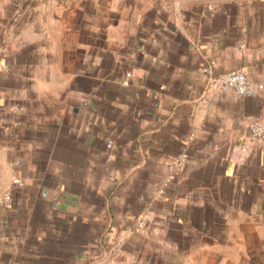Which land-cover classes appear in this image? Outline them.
<instances>
[{"label": "crops", "instance_id": "1", "mask_svg": "<svg viewBox=\"0 0 264 264\" xmlns=\"http://www.w3.org/2000/svg\"><path fill=\"white\" fill-rule=\"evenodd\" d=\"M230 69L264 83V0H0V264H264Z\"/></svg>", "mask_w": 264, "mask_h": 264}, {"label": "built area", "instance_id": "2", "mask_svg": "<svg viewBox=\"0 0 264 264\" xmlns=\"http://www.w3.org/2000/svg\"><path fill=\"white\" fill-rule=\"evenodd\" d=\"M205 72L206 68L203 69ZM208 87L211 90L220 92H232L238 96H250L255 94L259 89L264 87V83H254L246 75L242 69H230L218 74L210 75L207 78ZM250 136L253 140H260L264 136V124L259 121H254L249 126ZM107 147H110V142L106 143ZM185 160V156L182 155L174 162V165L181 166ZM12 183H17L18 179L13 178ZM0 205L4 208L12 207V198L9 191L2 193L0 198ZM136 229L140 232H144L143 220H138L136 223Z\"/></svg>", "mask_w": 264, "mask_h": 264}]
</instances>
